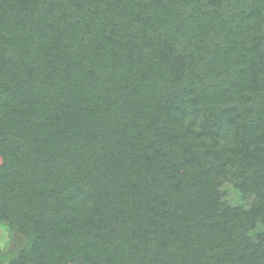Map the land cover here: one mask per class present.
Masks as SVG:
<instances>
[{"label":"trees","instance_id":"1","mask_svg":"<svg viewBox=\"0 0 264 264\" xmlns=\"http://www.w3.org/2000/svg\"><path fill=\"white\" fill-rule=\"evenodd\" d=\"M0 159V264H264V0H0Z\"/></svg>","mask_w":264,"mask_h":264},{"label":"rangeland","instance_id":"2","mask_svg":"<svg viewBox=\"0 0 264 264\" xmlns=\"http://www.w3.org/2000/svg\"><path fill=\"white\" fill-rule=\"evenodd\" d=\"M224 191L228 194L232 193L230 189H226ZM227 200L233 203L239 199L234 194V196L231 195ZM145 203L146 199H144V201L139 204L140 210L142 209V206L145 205ZM260 230L264 231V227H262ZM255 234H251L253 239L255 238ZM29 241L30 240L27 235L19 233L15 228L0 220V259L3 261L15 260V258L17 259L20 252H22L23 249L28 246Z\"/></svg>","mask_w":264,"mask_h":264}]
</instances>
